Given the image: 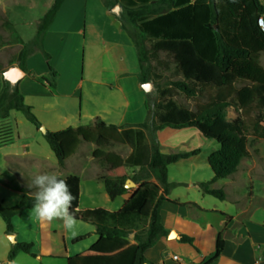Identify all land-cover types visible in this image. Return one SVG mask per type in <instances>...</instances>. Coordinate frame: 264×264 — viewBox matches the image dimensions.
<instances>
[{
	"label": "crops",
	"instance_id": "1",
	"mask_svg": "<svg viewBox=\"0 0 264 264\" xmlns=\"http://www.w3.org/2000/svg\"><path fill=\"white\" fill-rule=\"evenodd\" d=\"M54 2L0 0V92L4 86V72L13 66L21 68L18 57L28 44L25 69L21 68L25 76L17 84L41 127L59 132L69 127L91 125L96 119L118 127L135 128L144 123L149 111L141 82L139 53L129 33L112 17L105 0H65L43 41L38 42V25ZM29 12L35 17L28 19ZM20 23L33 28L29 36L19 28ZM49 64L57 73L55 78ZM42 78L48 80L41 81ZM14 112L19 111H11L8 118L12 141L0 147L1 203L16 205L22 197L12 196L10 192L13 191L6 183H17L29 189V195H34L36 189L30 187L32 179L45 172L56 173L64 179L72 175L80 178V210L104 208L118 212L143 186L141 183L139 189H127L125 195L111 199L103 179L106 169L93 158L94 144H81L77 153L61 166L41 127L37 128L28 119L29 123L26 122ZM173 130L181 129L165 128L158 132L163 148L176 145L177 141L165 140L167 135H174ZM197 133L188 137L189 141L193 143L198 139ZM200 154L201 150L175 163L191 162L183 178L170 179L172 165L168 168L169 182L175 186L160 208L161 222L168 235L145 252L147 264H203L216 252L219 235L224 241V250L211 264H264V174L256 175L253 169L242 170L245 160H250L251 151L250 157L241 162L234 174L212 185L226 194L225 200L217 198L220 203H212V206L204 204L205 196L211 195L203 194L199 184L211 181L213 171L208 180L193 175L192 160ZM120 155L127 158L129 153ZM254 164L258 165L255 161ZM75 165L78 170L73 173L70 167ZM122 175L127 176L126 183L131 180L129 167L106 174L114 179ZM177 186H186L187 190L195 192L199 189L198 198L180 193L173 196L172 191ZM158 187L161 188L159 183ZM7 196L13 204H7ZM57 221L42 223L31 209H27L12 219L13 243L0 216V264H7L11 250L21 242L44 247L45 250L36 252L40 253L39 259L46 255L62 257L67 260L66 264H132L137 246L132 237L101 238L93 224L84 222L90 227L82 226L80 220H77L73 236L64 231L61 221ZM172 233L176 235L171 236ZM85 235L84 240L74 242ZM182 236L191 237L193 243L182 242ZM58 242L63 243L60 255L54 251ZM20 254L15 257L16 262Z\"/></svg>",
	"mask_w": 264,
	"mask_h": 264
},
{
	"label": "trees",
	"instance_id": "2",
	"mask_svg": "<svg viewBox=\"0 0 264 264\" xmlns=\"http://www.w3.org/2000/svg\"><path fill=\"white\" fill-rule=\"evenodd\" d=\"M64 1L55 0L41 19L38 42L43 41ZM123 1L126 3V16L118 17L137 47L141 82H153L152 67L148 64L150 53H164L174 64L179 79L158 89L157 102L151 105L147 101L148 118L135 128L108 125L96 119L88 126L69 127L59 132L47 131L45 139L61 166L77 153L82 143H87L96 146L93 158L108 172L122 167H147L155 173L161 188H140L118 212L104 208L80 210L81 180L76 175L66 178L71 192L76 196L73 214L77 220L93 224L101 238L127 237L134 228L149 221L144 239L137 238L138 245L132 262L145 264V252L160 238L168 235L161 222L160 212L163 202L167 200L166 196L175 186L169 182L168 168L200 152L162 153L158 132L165 128H194L219 145L207 158L214 177L209 182L200 183L199 188L203 194L220 200L226 199L225 192L212 185L234 174L241 162L250 157V137L264 139V66L261 64L264 53V0ZM107 6L113 9L110 4ZM27 56L28 49L24 45L18 57L23 70ZM49 68L55 78L56 71L50 64ZM45 80L48 79H41ZM208 91L212 93L207 94ZM205 94L207 99L199 100ZM176 96L195 102L194 108L179 103ZM229 109L237 114L236 118H227ZM13 110L22 112L33 125L41 127L32 108L24 102L18 84L5 79L0 92V147L12 141V126L8 118ZM147 137L151 143L147 142ZM112 144L128 146L132 152L124 158L115 151L105 150ZM103 179L111 199L127 193L125 177L112 179L107 176ZM6 186L22 192L21 200L14 206H5L0 202V216L6 224L7 234L12 235L13 217L32 209L34 195L24 192L14 182L6 183ZM160 189L163 190L162 194ZM85 238L86 235L80 236L74 242ZM181 241L193 243V239L188 236H182ZM223 250L224 241L219 235L216 252L203 264H211ZM19 253L38 257L33 252L32 243H17L9 254V260H14Z\"/></svg>",
	"mask_w": 264,
	"mask_h": 264
},
{
	"label": "rangeland",
	"instance_id": "3",
	"mask_svg": "<svg viewBox=\"0 0 264 264\" xmlns=\"http://www.w3.org/2000/svg\"><path fill=\"white\" fill-rule=\"evenodd\" d=\"M105 2H107V4H110L111 7L113 8L111 11L112 17L115 18L116 21L121 23L119 20V17L126 16V10H125L126 3L123 0H105ZM117 6H119V10L118 12H115L117 11ZM26 17H28V19H32L35 17V15L33 12H29ZM18 26L25 33V36H29V34L33 31V28H31L28 24L20 23V25ZM128 26L130 29H132L130 24H128ZM25 47L28 48V44L27 45L25 44ZM146 47L147 48L149 47V42H147ZM15 58L17 59V56ZM148 64H150V66L152 67V73H153V82H151L152 88L149 93L143 89L144 90L143 93L146 97V101L149 100L152 105L154 102H157L159 100L158 95H157L158 89L164 88L165 86L169 85L171 81L179 79V77H177V75L175 74L174 64L169 58L166 57L164 53H158V54L150 53L148 56ZM261 64L264 66V53L261 56ZM144 65L146 66L147 63H144ZM210 93H212V91H208L207 94H210ZM175 99H177V101L181 104L189 106L190 108H194L195 102L193 101L186 100L184 97H179V96H176ZM206 99H207L206 94L202 96L201 98H199V100L201 101H205ZM14 114L29 123L25 114H23L22 112H14ZM236 116L237 114L232 109L228 110L227 118L229 120L236 118ZM173 131H175L174 135H167V137H165V140H167L168 142L171 141L172 143L177 141L176 145L174 146L167 145L166 148L165 146L163 148L161 146V143L159 142L160 150L162 149L164 152H168V154L178 153V152H183V151L185 152L186 149H192L193 151L201 150V154L198 157L193 158L192 160L194 161L193 163L195 167V171L193 172V175L195 178H202L204 180H208L210 178V174L212 173V170L207 163V157L212 152L217 150L219 145L215 141L209 140L201 136L200 132L194 128H185V129L173 130ZM196 131L198 132L197 133L198 139H196L192 143V141H189V138H191V136L193 137ZM147 142L151 143L149 137H147ZM105 150L117 151V153L122 154L124 156H126L128 153L130 155V151H131L130 147L129 148L123 147V145H120V144H112L110 146L105 147ZM250 151H251L250 160H245L244 164L242 165V170L245 172H248L249 169H253L252 173L256 175L264 174V139H257V138H254L253 136L250 137ZM254 161L258 163L257 166H255ZM190 164L191 162H181L180 164H175V165L172 164V166L170 165L171 166V167L169 166L170 167V179L171 178H173V180L178 179V178L180 179V178H183V176H186L190 170ZM133 169H136V170H133ZM70 170L71 172L76 173L78 170V165L71 166ZM104 173H105V177H107L106 174L109 172L105 170ZM121 177L127 178L126 175H122L120 176V178ZM129 178H131L132 182L134 180L133 183L136 184L135 187H132L129 189L130 191H132L134 188L136 190L139 189L141 183L143 184L142 187L153 186V187L158 188L159 181L156 178L155 173L152 172V170H150L147 167L144 169L137 168V167L136 168L129 167ZM21 189L24 192H27V193L30 192L29 189L27 188L21 187ZM199 191H200L199 189L196 190V192L193 189L187 190L186 186H177L176 188L173 189L172 195L174 196V194L180 193L184 195H191L193 197L198 198L197 195ZM10 193L12 196H16V197L17 195L18 196L22 195V192H18V191H13ZM205 197L206 198H205L204 204L207 206H212V203H220V201L217 198H214L212 196H205ZM6 198L8 202L7 204H13V203H9L8 201L10 197L7 196ZM5 206H14V204L5 205ZM81 223H82L81 224L82 226L87 225L88 227H90V224H85L84 222H81ZM55 225L57 224L55 223ZM148 225H149V221H147L144 224H141L137 228H134L131 234H129V236H132L131 239L136 242V245H138V241H137L138 237L144 239L146 235V231L148 229ZM62 248H63V243L59 244L58 242V246L57 245L55 246L54 251L60 255ZM40 250H45V249L44 247L39 246V244L36 245V247H33V251L35 253L39 252ZM36 254L38 257L40 256V253H36ZM38 257L34 258L33 256L29 254L21 253L17 258L16 264H66L67 263V260L62 257L54 258V257L46 256V255H42L41 259H39Z\"/></svg>",
	"mask_w": 264,
	"mask_h": 264
},
{
	"label": "clouds",
	"instance_id": "4",
	"mask_svg": "<svg viewBox=\"0 0 264 264\" xmlns=\"http://www.w3.org/2000/svg\"><path fill=\"white\" fill-rule=\"evenodd\" d=\"M30 187L36 189L31 209L35 217L42 223L61 221L64 231L75 236L77 219L72 207L76 196L71 192L67 180L56 173L45 172L36 175ZM7 264H16V261L8 260Z\"/></svg>",
	"mask_w": 264,
	"mask_h": 264
},
{
	"label": "water",
	"instance_id": "5",
	"mask_svg": "<svg viewBox=\"0 0 264 264\" xmlns=\"http://www.w3.org/2000/svg\"><path fill=\"white\" fill-rule=\"evenodd\" d=\"M119 10V6H117V11L115 12H118ZM25 76V71H23L21 68H19L18 66H13V67H10L9 69H7L5 72H4V78L6 80H8L9 82H11L12 84H17L23 77ZM151 88H152V84L151 83H145L143 84V89L146 91V92H150L151 91ZM41 132L42 133H46L47 130L45 129V127H41ZM125 187L127 189H130L132 187H135V183H133L131 180H128ZM176 234L175 233H172L171 236H175ZM132 237V236H130ZM9 239L15 243V239H14V236L13 235H10L9 236ZM147 264V263H145Z\"/></svg>",
	"mask_w": 264,
	"mask_h": 264
},
{
	"label": "built area",
	"instance_id": "6",
	"mask_svg": "<svg viewBox=\"0 0 264 264\" xmlns=\"http://www.w3.org/2000/svg\"><path fill=\"white\" fill-rule=\"evenodd\" d=\"M262 26L264 27V21L262 22Z\"/></svg>",
	"mask_w": 264,
	"mask_h": 264
}]
</instances>
